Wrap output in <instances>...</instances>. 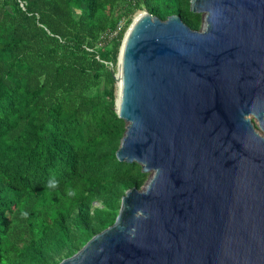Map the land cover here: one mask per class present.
I'll list each match as a JSON object with an SVG mask.
<instances>
[{"label":"water","instance_id":"obj_1","mask_svg":"<svg viewBox=\"0 0 264 264\" xmlns=\"http://www.w3.org/2000/svg\"><path fill=\"white\" fill-rule=\"evenodd\" d=\"M191 9L199 30L143 10L125 33L116 156L153 174L58 264H264V0Z\"/></svg>","mask_w":264,"mask_h":264},{"label":"trees","instance_id":"obj_2","mask_svg":"<svg viewBox=\"0 0 264 264\" xmlns=\"http://www.w3.org/2000/svg\"><path fill=\"white\" fill-rule=\"evenodd\" d=\"M140 10L203 19L191 0H0V264H58L149 178L116 156L114 73Z\"/></svg>","mask_w":264,"mask_h":264},{"label":"rangeland","instance_id":"obj_3","mask_svg":"<svg viewBox=\"0 0 264 264\" xmlns=\"http://www.w3.org/2000/svg\"><path fill=\"white\" fill-rule=\"evenodd\" d=\"M143 10H140V11H137L135 14H134V16H133V18H132V21H133V19H134V17L136 16V15H138L139 13H141ZM202 14V17H204V14L205 13H201ZM132 21H131V23H132ZM131 23L129 24V26L131 25ZM203 23H204V18L202 19V24H201V27L200 28H202L203 27ZM129 26L127 27V29H126V31H125V33L127 32V30H128V28H129ZM125 33H124V35H125ZM124 38V37H123ZM123 41V40H122ZM122 44V43H121ZM110 68H112V66L110 65ZM116 71H115V73H114V76H117V72H118V59H117V63H116ZM116 80V100H115V102L118 100V96H119V88H118V82H117V79H115ZM118 102V101H117ZM252 122H253V124L257 127V120L255 119V118H252ZM258 128V127H257ZM259 130V129H258ZM260 131V130H259ZM260 133L261 134H263V132L262 131H260ZM149 173V178L152 176V174H153V171H149L148 172ZM149 178L147 179V181L149 180ZM147 181L145 182V184L142 186V187H144L145 185H146V183H147Z\"/></svg>","mask_w":264,"mask_h":264},{"label":"built area","instance_id":"obj_4","mask_svg":"<svg viewBox=\"0 0 264 264\" xmlns=\"http://www.w3.org/2000/svg\"><path fill=\"white\" fill-rule=\"evenodd\" d=\"M20 4H21V6H23V3L22 2H20ZM123 25H124V21L122 20V21H120L119 23H118V25H117V27H116V29L115 30H107V32L106 33H104L103 35H102V41L100 42V44H102L103 43V41L106 39V38H111V37H113L114 35H116L117 34V32L119 31V30H121L122 29V27H123Z\"/></svg>","mask_w":264,"mask_h":264},{"label":"bare ground","instance_id":"obj_5","mask_svg":"<svg viewBox=\"0 0 264 264\" xmlns=\"http://www.w3.org/2000/svg\"><path fill=\"white\" fill-rule=\"evenodd\" d=\"M142 15H143V11L134 17V22H136ZM130 31H131V29L126 34L127 36L129 35ZM117 101H118L117 102V107H120L121 106V91H119V96H118V100Z\"/></svg>","mask_w":264,"mask_h":264}]
</instances>
